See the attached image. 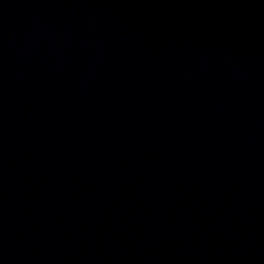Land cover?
Returning <instances> with one entry per match:
<instances>
[{
  "label": "water",
  "instance_id": "1",
  "mask_svg": "<svg viewBox=\"0 0 264 264\" xmlns=\"http://www.w3.org/2000/svg\"><path fill=\"white\" fill-rule=\"evenodd\" d=\"M0 264H264V0H0Z\"/></svg>",
  "mask_w": 264,
  "mask_h": 264
}]
</instances>
